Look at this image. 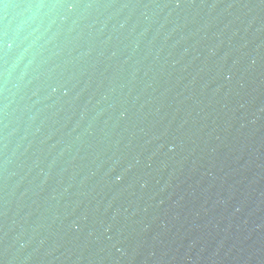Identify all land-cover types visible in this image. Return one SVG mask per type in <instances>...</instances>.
<instances>
[{
	"label": "water",
	"instance_id": "1",
	"mask_svg": "<svg viewBox=\"0 0 264 264\" xmlns=\"http://www.w3.org/2000/svg\"><path fill=\"white\" fill-rule=\"evenodd\" d=\"M0 264H264V0H0Z\"/></svg>",
	"mask_w": 264,
	"mask_h": 264
}]
</instances>
